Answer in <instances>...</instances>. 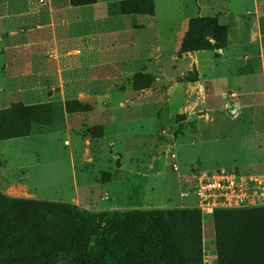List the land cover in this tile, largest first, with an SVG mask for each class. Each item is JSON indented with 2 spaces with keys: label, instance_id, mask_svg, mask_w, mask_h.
I'll return each mask as SVG.
<instances>
[{
  "label": "rangeland",
  "instance_id": "1",
  "mask_svg": "<svg viewBox=\"0 0 264 264\" xmlns=\"http://www.w3.org/2000/svg\"><path fill=\"white\" fill-rule=\"evenodd\" d=\"M50 1L61 4L0 0V193L91 212L188 211L199 217V242L191 240L194 224L183 219L181 245L197 252L200 264H264V247L252 252L247 240L264 235V206L196 208V172L264 174V159L235 143L231 131L255 120L249 103L231 93L214 100L197 81L199 70L177 68L155 51L153 13L167 35L179 0H75L90 2L76 6L75 39L38 19L37 7ZM123 29L119 37L110 34ZM211 40L195 28L179 55L206 50L201 62L217 66L222 61ZM222 74L214 69L209 77ZM215 213L226 214L235 230L223 223L217 233ZM6 256L0 252V264Z\"/></svg>",
  "mask_w": 264,
  "mask_h": 264
},
{
  "label": "trees",
  "instance_id": "2",
  "mask_svg": "<svg viewBox=\"0 0 264 264\" xmlns=\"http://www.w3.org/2000/svg\"><path fill=\"white\" fill-rule=\"evenodd\" d=\"M88 3L70 0L71 6ZM195 28L206 29L218 49L226 46V26L205 17L189 21L181 52ZM220 216H213L217 233L223 223L235 230L226 214ZM179 220L194 224L190 235L197 245L199 217L188 211L91 212L67 202L12 199L0 193V252H8L1 264H200L199 254L188 253L181 245L186 227ZM247 240L252 252L264 247L259 242L264 235L250 234ZM241 245L236 243L237 248Z\"/></svg>",
  "mask_w": 264,
  "mask_h": 264
},
{
  "label": "crops",
  "instance_id": "3",
  "mask_svg": "<svg viewBox=\"0 0 264 264\" xmlns=\"http://www.w3.org/2000/svg\"><path fill=\"white\" fill-rule=\"evenodd\" d=\"M179 9L177 17L169 20L171 25L175 22V26L167 27V35H162L158 31L157 18L153 13L156 34L155 51L163 59L175 63L177 68L185 71L192 68L199 70L197 81L210 88V96L214 100L225 101L226 95L231 93L237 96L235 99L249 103V106L254 108L251 114L255 115V120L244 129L240 127L241 130L231 129V131L233 135H236L235 143L240 146L246 145L247 149L252 148V151H256L264 159V121L260 122V118L264 119V0H224L221 5L218 0H179ZM9 10H13V6L9 7ZM37 11L38 19L45 25L53 24L54 27L61 28L60 35L65 33L74 39L78 37V22H80L76 18L78 8L71 6L69 0H61L59 7L54 6L50 1L47 7H37ZM193 17H215L218 20L222 19L223 25L227 26L226 46L215 52L218 55L216 60L222 61L217 66L213 63L201 62V57L209 53L206 50L179 55L181 41ZM60 21H66L64 28L60 26ZM126 31L125 29L115 30L110 34L119 37ZM54 35H57L56 31ZM60 43L61 40H56L59 48H61ZM111 44V47H116V43ZM214 69L221 70L223 74L209 77ZM259 85L260 90L257 89ZM259 99L262 103L256 105ZM256 108L261 110L256 111ZM237 131L240 133L237 134ZM233 135L231 134L232 137Z\"/></svg>",
  "mask_w": 264,
  "mask_h": 264
},
{
  "label": "built area",
  "instance_id": "4",
  "mask_svg": "<svg viewBox=\"0 0 264 264\" xmlns=\"http://www.w3.org/2000/svg\"><path fill=\"white\" fill-rule=\"evenodd\" d=\"M194 196L196 208L243 209L264 206V175L240 174L230 169L196 172Z\"/></svg>",
  "mask_w": 264,
  "mask_h": 264
}]
</instances>
